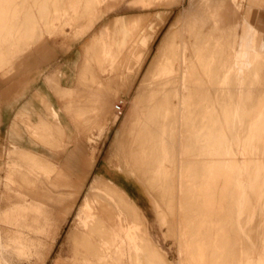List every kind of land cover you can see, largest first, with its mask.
<instances>
[{
	"label": "rangeland",
	"instance_id": "1",
	"mask_svg": "<svg viewBox=\"0 0 264 264\" xmlns=\"http://www.w3.org/2000/svg\"><path fill=\"white\" fill-rule=\"evenodd\" d=\"M28 1L34 5L30 15H36V13L39 15L36 30L37 34L42 33L43 40L51 39L47 37L48 35H53V38L74 39L73 32L87 23L94 10L91 5L79 9L83 0H76V2L75 0H46L48 6L45 11V0H39V3L36 0H7L6 2L8 5L19 2L20 6H23ZM95 1L98 5L105 2L100 8L105 13L84 36L86 38L84 49L91 44L97 45L98 42L93 40L95 35L104 26H110L118 16L124 17L133 36L139 31L144 34L139 44L130 47L128 54L127 50L122 52L119 61L115 63V71L96 70L102 84L108 85V77L114 78V82L108 86H113L114 106L122 102V112L119 115L116 114L113 107V111L111 108L107 118L108 124L105 118L101 124L85 125L87 129L90 128L87 134L91 136V141L82 137L84 138L82 141L74 142L82 146L80 170L73 165L56 164L58 169L47 177L42 175L39 181L35 179L36 175L24 176L18 172H13L11 175L8 195L11 201L26 199L29 202H41L43 208L58 220L55 240L48 243L50 251L46 264H53L58 259L68 261L71 258L76 264H116L117 258L120 257L118 254L126 255L131 264H147L144 258V252L147 254L145 238H149L153 245L157 244L165 252L162 253L165 262L162 258L154 257L149 259L153 264H205L200 260V256L203 254L207 257L208 247L215 242H218L223 252L219 255L221 258L218 257L206 264H260L264 261V117L261 115L264 114V47L262 49L254 44V31L244 30L240 12L231 6L229 0H139L140 4L145 6L146 12L142 11L134 0ZM251 1L254 2V0H239L247 22L248 15H245V11L254 8ZM76 9L79 10L76 11ZM3 12L7 15L25 12V10L12 8ZM177 17H181L182 24L179 22L180 26L174 28L175 41L173 40L170 56L175 63V70L179 69L177 64L182 69L176 71L179 76L165 83L166 86L163 85V90L158 93L162 98L166 97L167 103L163 108L156 109L157 112L162 113L158 118V125L154 123L155 119L152 121L161 135L158 144L166 143L167 145L157 171L167 168L169 172H175L173 162L178 160L179 182L174 189L177 202L173 205L171 201L174 194L172 191L168 207L174 209L175 213L170 218L168 214L161 213L157 208L151 198L153 196L139 179L137 171L142 168L141 164L131 166L126 156L129 154L128 151L133 149L134 143L141 141L136 139L141 137L139 136L142 134L141 121L145 114V110L142 109H145L146 104L141 105V102L145 103L144 77L164 35L173 26L172 23ZM257 18L261 20L264 28V9L257 13ZM9 19H11L10 16ZM27 19L25 18L24 21ZM253 20L254 23L257 22L255 18ZM195 21L196 26L193 25ZM23 24L22 21V26ZM191 24L194 26L192 27L194 31L191 30ZM178 27L182 31L179 32ZM66 31L68 34L65 33ZM26 41L27 39L19 40L12 46L10 43L0 42L3 51L12 48L11 53L8 54L11 60L6 63L0 60L1 77L13 71L15 59L26 51L22 49ZM40 41L38 45L42 43V40ZM96 50H98L96 47L90 50V56L94 57ZM141 50H144V53ZM212 50L213 52H210ZM186 74H188L187 77ZM140 87L144 92L141 102L137 100ZM98 88L101 89V84ZM248 95L250 96L247 97ZM252 100L256 102L258 111ZM251 102L257 112L255 116ZM248 104L252 109H249V112L248 106H245ZM153 108L152 112L155 110ZM98 111L96 108L91 110L93 115L91 120H100V111ZM234 113H236L235 116ZM258 113H260L259 118L256 117ZM112 119L115 123L109 125ZM74 127L77 130L76 124ZM108 128H110L109 140L105 147L101 148V143H104L101 139ZM255 131L257 135L253 137ZM228 134L233 141L227 142ZM120 136L123 141L120 140L121 144L118 147L116 142ZM168 148L173 151L171 152ZM167 150L170 152L168 153ZM86 152L94 153L96 159L106 163L108 172L100 177L121 187L134 201L145 217L155 242L142 223L138 225L132 221V217L130 219L128 216L125 217L126 213L122 209L126 208L110 187L103 186L98 191L91 189L92 193L87 190L89 183L99 174L90 171L84 180L83 187L74 194L76 184L74 178L76 175L81 176L84 172ZM146 152L147 148L142 146L133 151L138 156L137 160L144 157ZM6 153L8 149L3 150L0 158V193L5 191L4 177L8 170L6 164L11 161ZM185 166L188 178L193 174V177L188 179L189 187L187 186L186 189L183 188L184 181L181 179L183 176L181 171H184ZM157 174V172L151 174V181ZM168 174L170 176L166 175V177H171V174ZM162 185L166 192L171 191V184L166 179ZM17 193L21 195L17 196ZM83 197V204L87 201L94 210L91 208V210L82 211V216L75 221V214ZM208 197L213 198L215 209L211 213V219L207 218L211 223L207 224L218 226L210 236L202 232V229H196L199 217L209 212ZM99 201L101 204L104 203V207L99 206ZM105 207L107 209L103 210ZM112 208H114L113 215L106 219L103 216L106 215L104 212ZM15 215H22L23 218L18 217L17 221L14 219L12 226L10 220L0 221L2 237L0 264H44L46 254L28 251L41 247L33 246L32 242L28 245L26 242L25 210L19 209L14 213ZM168 217L170 223H168ZM116 222L119 226L118 234L114 236L107 234L106 227ZM10 227L13 229L11 230ZM74 227L79 231V237L76 240H68L67 234ZM231 242L234 244L232 245ZM222 254L237 262L224 261ZM146 257L148 258L147 255Z\"/></svg>",
	"mask_w": 264,
	"mask_h": 264
},
{
	"label": "crops",
	"instance_id": "2",
	"mask_svg": "<svg viewBox=\"0 0 264 264\" xmlns=\"http://www.w3.org/2000/svg\"><path fill=\"white\" fill-rule=\"evenodd\" d=\"M6 1L0 0V42L10 43L12 46L19 40L27 39V43L25 44L26 48L25 46L22 48L26 50L25 53L15 59L13 71L6 76H0V158L3 150L8 149L6 154L11 160L6 164L8 170L4 177L6 180L5 191L0 193V221L10 220L12 226L14 219L17 221L18 217L23 218L22 215L14 216V213L19 209H24L26 242L28 245L32 242L33 246L41 247L28 251L46 254L44 262L46 264L50 251L48 243L55 240L58 220L43 208L41 202H29L26 199L11 201L8 197L11 175L13 172L24 176L36 175L35 179L39 181L42 179V175L47 177L48 174L56 171L58 169L56 164L73 165L80 170L82 146L74 142L82 141L84 138L91 141V136L87 134L90 128L87 129L85 125L103 123L104 119L109 117L111 108L113 111L114 107L113 86H108L114 82V78L108 77V85L102 84L96 70L115 71V63L119 61L122 52L127 50L128 54L131 46L140 43L144 32L139 31L137 35L133 36L124 17L118 16L110 26H104L95 35L93 40L98 42L97 45L91 44L84 49V41H86L84 36L104 16L105 12L103 13L100 8L105 2L98 5L95 0H83L79 9L91 5L94 10L87 23L73 32L74 39L53 38V35H48L47 37L51 39L43 40L42 33L37 34L36 30L39 15L37 13L30 15L34 5H31L30 1L23 6H20L19 2L15 5H8ZM36 1L39 3V0ZM134 2L140 6L142 11L146 12L145 6L140 4L139 0H134ZM254 3L252 6L254 8L246 9L245 15H248L247 23L255 33L254 44L263 49L264 28L261 20L257 18V13L264 9V0H254ZM12 8L25 10V12L4 14V10ZM25 18H28L29 22L26 23V29L22 26V21ZM254 18L257 21L255 23ZM65 33L68 34L67 31ZM40 40L42 43L38 45ZM95 47L98 50L92 57L90 50ZM10 50L3 51L2 45L0 46L1 62L6 63L11 60L8 55L11 53ZM141 51L144 53V50ZM100 84L101 89L98 88ZM94 108L100 111L99 121L91 120L93 118L91 110ZM261 115L264 117V114ZM106 121L108 124V119ZM111 123H115L113 119L109 125ZM75 124L77 130L74 127ZM110 128L105 131V135L101 139L104 142L101 143V148H104L109 140ZM256 135L257 131L253 132V137ZM86 154L84 172L81 176L76 175L74 178L76 182L74 194H77L83 187L84 180L90 171L99 174L88 185L87 190L91 193L92 184L97 179L103 178L100 176H104L108 172L106 163L101 159H96L94 153L86 152ZM119 189L135 207L141 223L151 237L145 217L139 207L121 187ZM16 195L21 194L17 193ZM83 201L84 197L75 214V221L82 216ZM109 212L113 214L114 208ZM125 217H127L126 214ZM10 229L13 228L10 227ZM106 231L111 236L118 234L117 222L106 227ZM78 232L75 227L72 228L67 234V239L76 240L79 237ZM1 238L0 234V241ZM156 245L154 247L162 254L164 251ZM118 255L120 257L117 258L116 264L132 263L126 255ZM144 258L145 263L153 264L146 257L145 252ZM53 264L76 263L72 262L71 258L68 261L58 259ZM260 264H264V261H261Z\"/></svg>",
	"mask_w": 264,
	"mask_h": 264
},
{
	"label": "bare ground",
	"instance_id": "3",
	"mask_svg": "<svg viewBox=\"0 0 264 264\" xmlns=\"http://www.w3.org/2000/svg\"><path fill=\"white\" fill-rule=\"evenodd\" d=\"M180 1H182V0H180ZM230 2H231V6L232 7H234V8H237L238 10H239V12H240V16H241V18H242V21H243V23H242V26H243V28H244V30H246V31H253V29L250 27V25L247 23V20H246V17L244 16V12L242 11V9H241V6H240V3H239V0H229ZM223 3V2H222ZM226 3V2H225ZM217 4V3H216ZM227 4V3H226ZM177 5V4H176ZM195 5V4H194ZM251 5L252 6H254V2H252L251 1ZM48 6V2H46V0H45V8H44V11H45V9H47L46 7ZM227 7H229L228 5H227ZM214 9V8H213ZM208 10V9H207ZM43 11V12H44ZM185 11V10H184ZM209 11V10H208ZM212 11V10H211ZM210 11V12H211ZM225 11V10H224ZM223 11V12H224ZM182 13V12H181ZM207 13V12H206ZM223 14H225V12L223 13ZM237 14V13H236ZM181 15V14H180ZM204 15V14H203ZM44 16H46V14L44 15ZM43 16V17H44ZM238 16V15H237ZM227 17V16H226ZM193 18V17H192ZM200 18V17H199ZM238 18H239V16H238ZM194 19V18H193ZM197 19V18H196ZM201 19H203V18H201ZM236 19V18H235ZM230 20V19H229ZM181 21V17H177V19H176V21L174 22V23H172L173 24V26L168 30V32L164 35V37H163V39H162V41H161V43H160V45H159V47H158V49H157V52H156V55H155V57H154V59L152 60V62L150 63V66H149V68H148V72H147V75H146V77H144L145 78V80H144V84H146L145 85V97L143 96V94H144V92L142 91V87H140L139 89V91L138 92H140V94L137 96V100L139 101V102H141L142 101V97H144L145 99H144V101H145V103L143 102V104H142V102H141V105H143L144 106V104H146L145 105V109L143 108L142 110H145V114H144V118H143V121H141V127L138 125V127H140L141 128V131H142V134H141V131L139 132L141 135H139L138 133H137V135H139V136H141L140 137V139H136V140H141L140 141V143H134L135 145H134V147H133V149H131V150H129L128 151V156H126L127 158H128V163L131 165V166H133L134 164H141V166H142V168L141 169H138V171H137V174H138V176H139V179L141 180V182H143V184L145 185V187L147 188V190L149 191V193H151V195L153 196V197H151L152 198V200H153V202L155 203V205L157 206V208H159L160 209V211H161V213H164L165 215H167L168 214V216L170 217V218H172V215L175 213L174 212V209H172L171 207L169 208L168 207V202H169V198L171 197V192L173 191V193H174V189H176L175 187H177V183L179 182V167H178V160H176L175 158V162H173L174 163V166H175V172H169L168 170H167V168L165 169V170H161L160 169V171L158 170L157 171V166H159V164H160V162H161V157L162 156H164V154H165V149H166V143H165V145H160V144H158V141H159V139H160V137H161V135H160V133L157 131V129L155 128V126L153 125V122L152 121H154L153 119H155L156 121L154 122V123H157V125H158V118L162 115V113H160V112H157L156 111V109H160V108H163L164 106H165V104L167 103V101H166V97H164V98H162L158 93L161 91V90H163V85H165V83H167L168 81H171V80H174V78L178 75L179 76V74H177L176 73V71H180V68L181 67H179L180 65H178L177 64V66H178V70H175V63H174V61H173V59H171V53H172V48H173V40L175 41V39H174V28L175 27H177L178 25H179V22ZM241 21V22H242ZM203 22H204V20H203ZM23 27L25 28L26 27V23L28 24L29 22L26 20V21H24L23 20ZM181 23V22H180ZM198 23V22H197ZM240 23V22H239ZM182 24V23H181ZM187 24H188V22H187ZM195 24V26H196V21H195V23L193 22V25ZM199 24V23H198ZM241 24V23H240ZM192 25V24H191ZM190 26L191 27V30H193L192 29V27H194V26ZM180 26V25H179ZM182 26V25H181ZM186 27V26H185ZM190 27H189V30H190ZM200 28H201V25L199 26ZM198 27V28H199ZM179 28V27H178ZM187 29V28H186ZM195 29H196V27H195ZM203 29V28H202ZM221 29V28H220ZM224 29V28H223ZM180 30L182 31V29H180L179 28V32H180ZM197 30V29H196ZM207 30V29H206ZM232 30V29H231ZM194 31V30H193ZM198 31V30H197ZM243 31V30H242ZM151 32V31H150ZM203 32H205L204 30H203ZM210 32V31H209ZM188 33H189V31H188ZM199 33V32H198ZM211 33V32H210ZM197 34V33H196ZM202 34V33H201ZM205 34H206V32H205ZM181 35V34H180ZM194 35V34H193ZM192 35V36H193ZM195 36V35H194ZM194 36H193V39L194 40H196L195 38H194ZM198 36H200V35H198ZM197 36V37H198ZM206 36V35H205ZM213 36V35H212ZM233 36V35H232ZM178 37V36H177ZM180 37V36H179ZM188 37V36H187ZM214 37V36H213ZM138 38V37H137ZM200 38V37H199ZM181 39V38H180ZM213 39V38H212ZM232 39V38H231ZM188 40V39H187ZM186 40V41H187ZM219 39H217V41H218ZM182 41H183V39H182ZM185 41V42H186ZM212 42V41H211ZM214 42H216L215 40H214ZM138 43V42H137ZM175 43V42H174ZM176 43H177V41H176ZM231 43V42H230ZM220 44V43H219ZM229 44V43H228ZM189 45V44H188ZM224 45V44H223ZM181 46V45H180ZM194 46V45H193ZM187 47V46H186ZM220 47H221V45H220ZM182 48V47H181ZM190 48V47H189ZM224 48V47H223ZM186 49H188V48H186ZM179 50H180V48H179ZM178 50V51H179ZM220 50V49H219ZM193 51V50H192ZM222 51V50H221ZM210 52H213V50L212 51H210ZM182 53V52H181ZM224 53V52H223ZM226 53V52H225ZM229 53H230V51H229ZM214 54V53H213ZM228 54V53H227ZM193 55H194V53H193ZM215 56L217 55L216 53L214 54ZM219 55H221V54H219ZM179 56V55H178ZM177 56V57H178ZM182 56V55H181ZM206 56V55H205ZM174 57V56H173ZM186 58V57H185ZM215 57H213V59H214ZM220 58V57H219ZM218 58V60L220 61L221 59H219ZM240 58H241V54H240ZM189 59H190V57H189ZM174 60H175V58H174ZM177 60V59H176ZM191 60V59H190ZM215 60H216V58H215ZM180 61V60H179ZM217 61V60H216ZM218 61V62H219ZM222 61V60H221ZM125 63V62H124ZM186 63H188V62H186ZM194 63V62H193ZM210 63V62H209ZM214 63H215V61H214ZM181 64V63H180ZM214 66V65H213ZM214 67H212V69H213ZM218 68V67H217ZM182 69V68H181ZM197 72V71H196ZM211 72H213V71H211ZM185 73V72H184ZM189 73V72H188ZM194 73V72H193ZM197 73H199V72H197ZM181 74V73H180ZM190 74V73H189ZM183 75V74H182ZM187 75L188 74H186V77H187ZM190 76V75H189ZM197 76V75H196ZM179 80V79H178ZM177 81V80H176ZM175 82V81H174ZM197 82V81H196ZM200 82V81H199ZM178 83H181V82H178ZM201 83V82H200ZM200 83H199V85H200ZM236 84V83H235ZM167 85H169V83L167 84ZM174 85V84H173ZM178 85V84H177ZM193 85L195 86V84L193 83ZM166 86V85H165ZM191 86V85H190ZM171 87V86H170ZM174 87V86H173ZM201 87V86H200ZM234 87V86H233ZM169 88V87H168ZM178 88V87H177ZM177 88H175V89H177ZM185 88V87H184ZM190 88V87H189ZM202 88V87H201ZM171 89V88H170ZM193 89V88H192ZM178 91V90H177ZM181 91V90H180ZM195 91V90H194ZM200 91V90H199ZM249 91V90H248ZM162 92H164V91H162ZM176 92V91H175ZM190 92V91H189ZM174 93V92H173ZM138 94V93H137ZM167 94H170V93H167ZM188 94H190V93H188ZM191 94H193V93H191ZM197 94V93H196ZM199 94V93H198ZM197 94V95H198ZM175 95V94H174ZM179 95V94H178ZM183 95V94H182ZM195 95V94H194ZM205 95V94H204ZM189 96V95H188ZM191 96V95H190ZM250 95H248L247 97H249ZM185 97V96H184ZM195 97V96H194ZM179 99V98H178ZM190 99V98H189ZM204 99V98H203ZM244 99H245V97H244ZM244 99H243V101H244ZM187 101H188V98L186 99ZM138 101H135V102H137V104L139 103ZM183 101V100H182ZM253 101V100H252ZM180 102V101H179ZM242 102V101H241ZM250 102V101H249ZM181 103V102H180ZM235 103V102H234ZM253 103H254V101H253ZM183 104V103H182ZM239 104V103H238ZM243 104H246V103H243ZM255 104V106H256V110H257V104H256V102L254 103ZM176 105V104H175ZM251 106H252V102H251V104H250ZM249 104L248 105H245L246 107L248 106V112H249V109H251V107H249L250 106ZM142 106V107H143ZM155 108V110L152 112V108ZM140 108V107H139ZM153 108V109H154ZM178 109H180V108H178ZM240 109V108H239ZM244 109H246V108H244ZM252 109H254V106H252ZM251 109V110H252ZM259 109H260V107H259ZM163 110V109H162ZM190 110V109H189ZM214 110H215V108H214ZM218 110V109H217ZM239 111V110H238ZM253 111H255V109L253 110ZM252 111V112H253ZM258 111V110H257ZM261 111V110H260ZM174 112V111H173ZM219 112V111H218ZM243 112H245V114H247L246 113V111H243ZM242 112V113H243ZM251 112V113H252ZM255 113H257L256 111L254 112V116H255ZM261 113V112H260ZM260 113H258V114H256V117H258L259 118V116H260ZM235 114L236 113H234V116H235ZM244 114V115H245ZM178 115H179V112H178ZM241 117V116H240ZM248 117V116H247ZM142 118H141V120H142ZM250 118V117H249ZM179 119V118H178ZM242 119V118H241ZM162 120V119H161ZM169 120V119H168ZM169 121H171V120H169ZM238 121V120H237ZM135 122V121H134ZM168 123V122H167ZM137 124H139V123H137ZM171 124V123H170ZM125 125V124H124ZM156 125V126H157ZM126 126V125H125ZM158 127V126H157ZM123 130H125V129H123ZM122 130V131H123ZM177 131V130H176ZM125 132V131H124ZM123 132V133H124ZM123 133H122V135H123ZM134 133V132H133ZM168 133V132H167ZM166 133V134H167ZM227 133H229V132H227ZM135 135V134H134ZM136 135V136H137ZM204 135V134H203ZM229 135V134H228ZM133 136V135H132ZM138 136V137H139ZM135 137V136H134ZM137 137V138H138ZM231 137V135H229V137L227 136L226 137V140H227V142H230L231 140L233 141V139L232 138H230ZM169 138V137H168ZM174 138V137H173ZM184 139V138H183ZM120 140L121 141H123L122 140V136H120L118 139H117V142H116V144L118 145V147H119V145L121 144L120 143ZM135 140V139H134ZM139 141H137V142H139ZM163 141V140H162ZM187 141V140H186ZM183 142V141H182ZM132 143V142H131ZM185 143V142H184ZM173 144V143H172ZM122 145H123V143H122ZM140 146H142L143 148H147V152L145 153V156L144 157H141V159H139V160H137L138 159V156H136L137 154H135L136 152H138V151H136L135 153H133V151L136 149V148H140ZM176 146V145H175ZM202 146V145H201ZM123 147V146H122ZM126 147V146H125ZM129 148V147H128ZM127 149V148H126ZM169 149V148H168ZM170 151H171V149H169ZM177 150V149H176ZM175 150V151H176ZM168 151V150H167ZM166 151V152H167ZM170 151H168V153L170 152ZM173 151V150H172ZM171 151V152H172ZM127 153V152H126ZM175 153V152H174ZM178 153V152H177ZM196 153V152H195ZM172 156V155H171ZM192 156V155H191ZM124 157H125V155H124ZM125 157V158H126ZM169 157H170V155H169ZM137 158V159H136ZM178 159V158H177ZM204 160V159H203ZM189 161H191V160H189ZM172 162V161H171ZM186 162V161H185ZM168 164V163H167ZM188 164H189V162H188ZM171 165V164H170ZM187 165V164H186ZM166 166V165H165ZM173 166V167H174ZM169 168V167H168ZM183 169H184V171H181V172H183V176H182V180L184 181L183 183H184V186H183V188L184 189H186L187 188V186H188V179H190V177L193 175H191L189 178H188V174L186 173L187 172V167L185 166V168L183 167ZM203 169V168H202ZM196 170V169H195ZM155 172H157L158 174L157 175H155V177H154V180L153 181H151V174L152 173H155ZM190 172H192V171H190ZM204 172V171H203ZM168 173H170L171 174V177H166V175H169ZM170 176V175H169ZM193 177V176H192ZM168 178H171L170 180H168ZM196 178V177H195ZM194 178V179H195ZM167 180V182H169L170 184H171V187L170 188H172L171 189V191L170 192H166V189H164V187H163V183H164V180ZM203 180V179H202ZM190 181V180H189ZM199 181V180H198ZM162 182V184H160ZM182 183V182H181ZM191 183V182H190ZM103 186H106V187H110L111 188V191L118 197V199H119V201L121 202V204L123 205V207L125 206V208L126 209H122L126 214H127V216L129 217V219L132 217L133 218V222H136L138 225H141V220H140V217H139V214H138V212H137V210L135 209V207L130 203V201H129V199H128V197L119 189L120 187H118V186H116L115 184H113L112 182H110V181H106L104 178H99V179H97L93 184H92V187H91V189L92 190H100V189H102L101 187H103ZM189 187V186H188ZM169 188V189H170ZM110 191V192H111ZM169 191V190H168ZM178 191V190H177ZM109 192V191H108ZM109 192V193H110ZM107 193V192H106ZM177 193V192H176ZM113 195V194H112ZM175 196H176V200H175ZM181 196V195H180ZM171 201L173 202V205H175L176 204V202H177V194H172V197H171ZM100 202V201H99ZM98 202V203H99ZM213 203H214V201H213V198H211V197H208V199H207V205H208V213L206 214V215H203L201 218L199 217V220H198V225H197V227H196V229H199V230H201L202 232L204 231V233H206V234H208L209 236L210 235H212L213 233H214V230H216V228L218 227L217 225H212V224H207V223H211V221L210 220H207V218L208 219H211V217H212V215H211V213H212V211H213V209H215L214 208V206H213ZM100 204V205H99ZM98 205L102 208V206L104 207V203H102L101 204V202L99 203ZM91 206H90V204L87 202V201H85L84 202V204H83V211H85V210H91ZM93 210H94V208H92ZM106 210L107 208L105 207V208H103V210ZM158 209V210H159ZM92 210V211H93ZM102 210V211H103ZM108 210H110V209H108ZM202 210V209H201ZM200 210V211H201ZM104 212V211H103ZM127 212H129V213H127ZM202 212V211H201ZM104 214H106V215H103V216H105V218L106 219H109L110 217H111V215H113L112 214V212L110 213L109 211L107 212L106 211V213L104 212ZM168 217V223H170V218ZM198 219V218H197ZM196 219V220H197ZM162 220V219H161ZM131 229V228H130ZM127 231V230H126ZM144 232V231H143ZM145 234V233H144ZM146 236V235H145ZM222 237V236H221ZM217 238H220V237H217ZM216 238V239H217ZM146 239V246H145V251H147V256H148V259H153L154 257L155 258H162L163 259V256H162V254L154 247V245L151 243V241L149 240V238H145ZM218 240V239H217ZM232 243V242H231ZM144 244V243H143ZM234 243H232V245H233ZM231 245V244H230ZM232 247V246H231ZM143 248V247H142ZM209 253H208V255H207V257H205V255H203L202 254V256H200V260L202 261V262H205V264L206 263H211L212 261H214L216 258H221L219 255H220V253H223L221 250H220V248H219V244H218V242H215L213 245H210L209 247ZM233 248V247H232ZM144 251V250H143ZM229 251H231V250H229ZM226 251H224V253H225ZM212 253V254H211ZM226 253H228V252H226ZM223 255V254H222ZM228 255V254H227ZM226 255V256H227ZM224 256V255H223ZM223 260L224 261H227V260H230V262L232 261V262H237L236 260H233V259H231V257H225L224 256V258H223ZM163 262H165V260L163 259L162 260Z\"/></svg>",
	"mask_w": 264,
	"mask_h": 264
},
{
	"label": "built area",
	"instance_id": "4",
	"mask_svg": "<svg viewBox=\"0 0 264 264\" xmlns=\"http://www.w3.org/2000/svg\"><path fill=\"white\" fill-rule=\"evenodd\" d=\"M114 112L116 114H120L122 112V102H118L115 106H114Z\"/></svg>",
	"mask_w": 264,
	"mask_h": 264
}]
</instances>
